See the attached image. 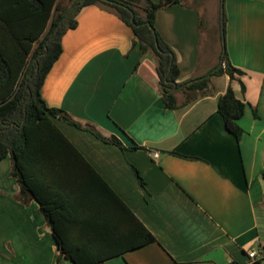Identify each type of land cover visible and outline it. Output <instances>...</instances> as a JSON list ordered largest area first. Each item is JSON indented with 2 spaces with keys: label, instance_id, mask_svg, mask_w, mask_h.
<instances>
[{
  "label": "crops",
  "instance_id": "1",
  "mask_svg": "<svg viewBox=\"0 0 264 264\" xmlns=\"http://www.w3.org/2000/svg\"><path fill=\"white\" fill-rule=\"evenodd\" d=\"M225 12L228 60L242 75L211 76L202 92L178 88L169 110L156 59L134 46L133 30L105 7L80 11L42 97L88 129L55 120L91 168L53 154L36 184L39 200L24 205L11 159L0 161V264H246L248 252L264 250V0H227ZM201 21L190 0L156 14L179 84L219 66L221 51L203 47ZM230 85L246 103L240 143L218 113ZM48 221L76 262L62 255ZM136 221L155 242L134 248Z\"/></svg>",
  "mask_w": 264,
  "mask_h": 264
},
{
  "label": "trees",
  "instance_id": "2",
  "mask_svg": "<svg viewBox=\"0 0 264 264\" xmlns=\"http://www.w3.org/2000/svg\"><path fill=\"white\" fill-rule=\"evenodd\" d=\"M226 1L221 0L220 4L219 66L203 78L179 84L180 68L176 54L159 34L155 21L158 10L178 4L180 0H162L158 4L151 0H70L69 7L62 6L63 0H0V161L6 158L12 161L11 176L20 185L17 199L24 205L38 199V178L45 165L54 163L52 155L55 153L74 154L91 168L55 120H63L82 130L88 129L65 111L50 108L42 97L45 80L63 53L62 39L69 30L77 27L76 18L83 8L97 5L110 9L133 30L134 46L138 44L141 54L151 53L156 59L165 107L175 110L178 107L176 94L172 92L175 87L202 92L209 88L211 76L228 75L233 82L242 75L228 60ZM200 27H204L203 20ZM245 112L246 103L237 98L230 85L219 99L218 113L226 130L238 143L245 133L239 123ZM254 116L259 117L255 109ZM92 133L103 142L124 149L118 138L108 139L94 130ZM136 174L144 188V180L138 172ZM48 222L62 255L76 262L66 250L55 223ZM136 223L140 227L141 240L134 248L156 241L142 223Z\"/></svg>",
  "mask_w": 264,
  "mask_h": 264
},
{
  "label": "rangeland",
  "instance_id": "3",
  "mask_svg": "<svg viewBox=\"0 0 264 264\" xmlns=\"http://www.w3.org/2000/svg\"><path fill=\"white\" fill-rule=\"evenodd\" d=\"M190 3L198 6L202 14V20L204 23L202 34L204 49H207L212 44L215 51H221V41L219 37L221 0H190ZM70 5V0H63V7H69Z\"/></svg>",
  "mask_w": 264,
  "mask_h": 264
},
{
  "label": "built area",
  "instance_id": "4",
  "mask_svg": "<svg viewBox=\"0 0 264 264\" xmlns=\"http://www.w3.org/2000/svg\"><path fill=\"white\" fill-rule=\"evenodd\" d=\"M157 157V155H156ZM248 262L246 264H259L261 261L264 260V250L262 249L261 252H258L256 249H252L248 252Z\"/></svg>",
  "mask_w": 264,
  "mask_h": 264
},
{
  "label": "water",
  "instance_id": "5",
  "mask_svg": "<svg viewBox=\"0 0 264 264\" xmlns=\"http://www.w3.org/2000/svg\"><path fill=\"white\" fill-rule=\"evenodd\" d=\"M84 2V1H83ZM163 88V87H162ZM178 90V88L177 87H175L173 90H172V92H176Z\"/></svg>",
  "mask_w": 264,
  "mask_h": 264
}]
</instances>
